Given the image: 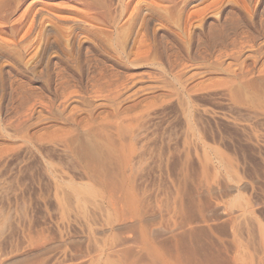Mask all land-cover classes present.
<instances>
[{"label": "rangeland", "instance_id": "374dc122", "mask_svg": "<svg viewBox=\"0 0 264 264\" xmlns=\"http://www.w3.org/2000/svg\"><path fill=\"white\" fill-rule=\"evenodd\" d=\"M76 1L26 0L21 28L0 32V264H112L137 252L138 221L199 264H264V0H185L170 15L133 0L146 42L132 61ZM107 76L130 85L117 103L135 105L134 152L125 172L88 173L53 137L57 114L107 108Z\"/></svg>", "mask_w": 264, "mask_h": 264}, {"label": "bare ground", "instance_id": "6f19581e", "mask_svg": "<svg viewBox=\"0 0 264 264\" xmlns=\"http://www.w3.org/2000/svg\"><path fill=\"white\" fill-rule=\"evenodd\" d=\"M25 1L26 0H0V32L6 33V31H8V29H10L14 34V32L19 30V27L21 28V25H20L21 19H20V17H18V15H19L20 10L23 8L22 6L25 3ZM35 1H38V0H33V3H35ZM107 1H105V0H79V2H78L79 6L78 7L81 10V14H82V11H84L83 13L86 15V17H89L88 18L89 21H92L94 23V25L96 26V27L93 26L95 28L96 33H98L99 35L102 36L101 37L97 34L99 37H101L99 39L103 38L105 41L104 42L105 44L115 46V51H113V53H114L113 56H115L117 58L118 57L123 58V59L126 58L129 61L132 59V58L128 59L129 57L138 56L139 54L142 53V51L140 50L141 49L140 46H142L143 41H145V39H144L145 34H144L143 28H142L143 27L142 26L143 20H139L140 19L139 18L140 12H139V10L137 11V8L131 9V2L133 0H117L116 3L118 6H117L115 11L114 10L112 11L110 9L111 4L107 3ZM184 1L185 0H149L150 3L155 4V5H160V4L162 5L163 4L160 7L165 11V13L166 12L169 13V15L172 14L177 8L179 11L180 7H178V6H179V4H181V2H184ZM160 7H158V10L160 9ZM155 8H157V7H155ZM175 12H176L175 14H177V10ZM153 13H154V11H153ZM175 14H173V15L175 16ZM80 15H78V16H80ZM165 16H167V15H165ZM86 17H84V18H86ZM82 18H83V16H82ZM84 18L82 20H84ZM157 18H158V16H157ZM88 23H90V25L92 24L91 22H88ZM9 26H10V28H9ZM11 31H10V33H12ZM128 36L130 39H128ZM127 39L129 40V44H130V45H128V47L126 46ZM107 45H106V48L108 47ZM143 49L145 50V48H143ZM146 51L148 52L147 49H146ZM106 53H109V51ZM142 54H144V52ZM101 71H103V70H101ZM116 74H113V75L116 76ZM109 76H112V75H109ZM98 77H96V79H98ZM123 80L119 81L118 79L114 80L113 78L111 79L110 77H108V79L105 81L103 86H99V83H100L99 80H95V81H98V83L95 82L98 84V88L96 87L97 90L95 88V91H97V92L99 91L100 93L106 92V94L104 95V93H103V95L105 96V99L107 100L106 101L104 99L106 101L105 103L108 102L107 108L103 107V106H105V104L102 102V105L104 104L103 106L101 105V103H100L101 107L98 104L97 105L103 110L96 111L95 104H94V107L92 109H90L88 114H86L84 116H82L81 113L79 114L80 116L77 115L76 113L75 114L73 113V112H76L75 109L78 110L79 107H77V108L72 107V109L70 111L69 110L65 111L63 108V110L60 109L61 113L57 114V115H61V117H59V116L58 117L61 120L63 119L64 123L67 124V126H66L67 128L66 129H64L65 127L62 129L60 128L57 131L59 134L56 133V135L55 136L53 135V137H55V138L58 137L57 140L60 141L62 143V145H64V147H66L67 150H69V152L73 156H75L76 158H78L79 160L82 161L81 169L88 172V173H95L96 174V173H103V172L104 173L105 172H109V173L111 172V173H117L118 174L121 172H125L126 170L129 169V166H130L129 165V158H130L131 154L134 152V147H133V144L131 141V131H130V129H132V126H130L131 127L130 129L127 126H129L132 121L134 122L133 119H135L137 117L134 118L136 113L132 114V111H134V110L136 111V109H134L135 105L133 108L131 106L130 107L129 106L128 107H125V106L122 107L119 105V103H117V100L122 97V94H124V93H122L123 92L122 89L127 88V85H125L126 82L124 81L125 82L124 83ZM248 82H249V80H248ZM260 84L263 85L262 89H264V79L263 78L260 81ZM95 86H97V85L95 84ZM129 86H128V89H126L127 91L129 90ZM258 87H259V85H258ZM93 90L94 89H92V91ZM259 90H261V87ZM132 92H133V90H132ZM132 92H129V95H128V93L126 95L129 97L130 94H132ZM64 93L67 94V92H64ZM95 93H94V95H96ZM263 93H264V90H263ZM68 95H70V94H68ZM101 95H102V93H101ZM97 96H99V95H97ZM104 96H102V97H104ZM62 98H64V97H62ZM131 100L133 102L134 98L133 99L131 98ZM124 102H127V101H124ZM129 102H131V101H129ZM81 103H83V102H81ZM122 104H123V101H122ZM142 104H143V102H142ZM97 105H96V107H97ZM72 106H73V104H72ZM74 106H75V104H74ZM83 106H85L87 108V109L86 108L85 109L88 110V107L86 105H83ZM63 107H64V105H63ZM82 107H80V108L82 109ZM99 107H97V108H99ZM137 107H139V106H137ZM65 108H66V106H65ZM58 110L59 109H57V111ZM86 110H85V113H87ZM80 111L81 110H79V112ZM82 114H84V113H82ZM129 121H131V122L129 123ZM126 123H129V124H126ZM133 126H134V124H133ZM125 127L128 128L130 131V132H128V131H126V129H124L126 132H128L130 134V135H128L125 132V134L127 136H130L129 141L126 144L120 142L124 136V133H123L124 130L122 131V129ZM112 128H114L113 131L116 132L115 134H113L114 136L109 135L112 132ZM55 131L53 133H55ZM110 136H113L114 138H116V140L114 141V138L112 139ZM49 140H50V138H49ZM53 142H55V141H53ZM119 142H120L121 146H119ZM137 226H138L139 231L141 233V236H140L141 239L144 238V239L140 240L137 252H134L132 255L131 254L129 255V253L127 252L128 250H126V252L122 251L123 253L117 254V258L114 259L115 263H112V264H199V262L195 258V255H194L195 252L193 253V251H191L189 249L183 251L178 247L179 245L178 246L176 245L174 247V250H169V249L166 250L162 247L155 246L154 243L145 239V236H146L145 234L149 231V230L147 231L146 224L142 223L141 221H138ZM143 235H145V236H143ZM171 249H173V248H171ZM116 253L115 252L113 253V251H112L113 255ZM108 254L109 253H106L105 259L109 258ZM99 256H100V254H99ZM110 256H111V254H110ZM115 257H116V255H115ZM111 261H112V259H111Z\"/></svg>", "mask_w": 264, "mask_h": 264}]
</instances>
